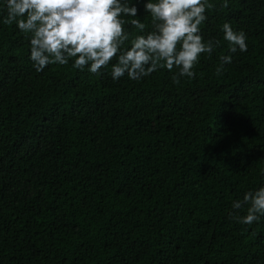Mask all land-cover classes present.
<instances>
[{"label":"trees","instance_id":"16d2710c","mask_svg":"<svg viewBox=\"0 0 264 264\" xmlns=\"http://www.w3.org/2000/svg\"><path fill=\"white\" fill-rule=\"evenodd\" d=\"M210 2L200 30L220 44L175 84L164 68L37 72L0 0V264H264V217L229 215L264 186V0Z\"/></svg>","mask_w":264,"mask_h":264},{"label":"clouds","instance_id":"9594fccd","mask_svg":"<svg viewBox=\"0 0 264 264\" xmlns=\"http://www.w3.org/2000/svg\"><path fill=\"white\" fill-rule=\"evenodd\" d=\"M214 6L210 0H144L152 24V30L146 32L132 0H4L2 22L14 24L26 35L29 58L37 72L71 61L75 69L99 74L111 64L113 80L127 75L138 81L164 68L176 70L172 81L179 84L182 78H195L201 55L211 56L220 44L213 39L205 41L200 30L206 12ZM221 7L227 8L228 0H223ZM221 32L229 53L247 50L243 31H235L225 22ZM126 43L130 46L125 47ZM219 60L218 75L232 62V56L221 55ZM245 205L246 215L241 216L239 210ZM232 209L235 211L229 215L239 223L259 221L264 217V186L233 201Z\"/></svg>","mask_w":264,"mask_h":264}]
</instances>
